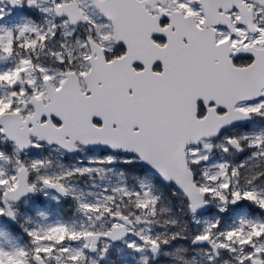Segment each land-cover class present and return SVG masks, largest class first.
I'll use <instances>...</instances> for the list:
<instances>
[{"label": "snow or ice", "instance_id": "1", "mask_svg": "<svg viewBox=\"0 0 264 264\" xmlns=\"http://www.w3.org/2000/svg\"><path fill=\"white\" fill-rule=\"evenodd\" d=\"M0 264H264V0H0Z\"/></svg>", "mask_w": 264, "mask_h": 264}]
</instances>
